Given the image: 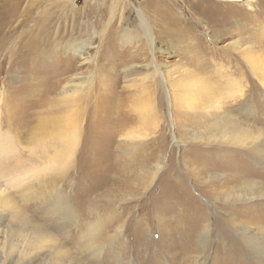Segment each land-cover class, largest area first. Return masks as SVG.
I'll return each mask as SVG.
<instances>
[{
    "label": "rangeland",
    "instance_id": "374dc122",
    "mask_svg": "<svg viewBox=\"0 0 264 264\" xmlns=\"http://www.w3.org/2000/svg\"><path fill=\"white\" fill-rule=\"evenodd\" d=\"M170 1L47 0L46 9L65 33L58 32L53 51L46 53L51 54L46 58L50 62L44 60V66L55 62V54L69 55L70 43L76 39L92 38L94 46L88 50L93 55L98 50L101 60L97 58L96 64L77 61L78 68L64 77L73 78V84L83 83L85 93L108 75L117 84L113 93L124 90L149 98L152 106L145 115L151 114L152 119L143 121L147 129L140 136L147 139L151 134L156 140L153 145L133 146L107 136L105 140L113 141V157L58 161L53 155L39 157L31 143L19 138L24 155L0 157V188L11 191L9 203L0 205V264H263L258 261L263 254L255 252L229 220L238 216L251 225L252 233L264 236V199L254 200L247 208L235 199L245 189L239 178L222 183L224 179L214 175L227 161H236L233 165L239 174L264 183V166L255 164L248 151L243 154L202 141L201 137L215 132L222 117H201L191 111L185 115L178 104L182 85L176 80L185 78L190 69L204 73L216 90H222V78L224 82L240 79L239 89H246L256 104L253 117L259 125L264 122L263 86L242 53L246 47L254 49L264 62V0L219 4L220 23L208 27L196 25L184 10L181 22L190 32L157 19L162 13L169 15L166 19L175 16L169 13ZM171 2L179 5L180 0ZM142 16L153 26L156 45L163 51L152 52ZM107 29L111 49L102 36ZM233 44L241 47L231 48ZM2 50L0 88L9 93V105L35 93L36 86H30L34 79L27 76L30 70L46 74L39 66L35 69L33 60L12 62L9 47ZM160 64L159 69L171 71L166 89L156 67ZM181 68L183 73L178 71ZM39 75L36 82L54 81ZM166 90L173 101H168ZM138 151H144L146 158L133 157ZM223 158L226 163L219 164ZM235 208L242 209L240 214ZM209 222V238L200 249L198 237Z\"/></svg>",
    "mask_w": 264,
    "mask_h": 264
},
{
    "label": "bare ground",
    "instance_id": "6f19581e",
    "mask_svg": "<svg viewBox=\"0 0 264 264\" xmlns=\"http://www.w3.org/2000/svg\"><path fill=\"white\" fill-rule=\"evenodd\" d=\"M171 1L168 4V10L169 13L172 12L175 16H170L171 19H166L169 15L162 13L157 19L162 20L163 24H166V22L172 24L173 28L180 26L183 32H190V27L183 25L181 22L183 18L181 14L182 16L185 14L184 10L189 12V17L196 25L198 23L199 26L205 27L206 25L208 27L211 24H217L218 21L220 23V18H217L219 4L243 3L245 0H198L199 2L195 0H180L179 5L177 2L172 3ZM46 2L47 0H0V15H3V17L1 16L2 18L0 17V52L2 49L9 47L8 51H11L10 59L12 62L25 60L26 63V61L33 60L37 64L35 69L39 66L38 68L44 70L46 74L39 75L38 72L41 73L39 69L34 73L29 68L30 71L27 76L34 79L30 86L32 88L36 86L35 93L23 99L11 100L9 105H6L9 93L6 89L0 88V157L23 156L24 151L19 148L22 143L19 139L21 137L23 141L34 146L33 149L39 153V157L45 158L53 155L58 158V161L77 160L79 157L88 159L111 158L114 156L110 148L113 142L112 139L125 145L134 146L140 143L153 145L156 140L154 136L150 134L147 139H143L140 136L147 129V126H143V121H151L152 119L151 114L145 115V112L152 106L149 103V98L147 100L144 97L146 101L140 94L133 93L128 95L124 90L118 94L113 93L114 90L116 91L117 84L112 79L110 80L108 75H105L104 79L96 81V84L92 85L85 93L83 83L73 84V78L67 81L69 77H64L68 72L78 68L77 61L82 63L93 61L96 64V62L98 63L101 60L99 54L97 55L98 50L94 55L90 54L88 50V48L94 46L92 38L76 39V41L70 43V46L69 44L67 45L70 47L69 55L65 53L66 57H60L61 53L55 54V62L52 65L49 63L44 66V60L51 56V54L46 53L53 51L51 46L54 44L58 32L65 33V30H62L63 25L58 27L57 20L53 19L49 12L50 10L46 9ZM202 3L207 6H203ZM193 4L195 6L198 4L199 8L196 7L195 10ZM156 10L158 13L160 12L159 7ZM225 16L227 18V15ZM75 17L77 16L74 14L73 18ZM115 17L114 14L112 21H114ZM178 22H181V24L179 25ZM142 23L152 52L157 50V48L159 51H163L162 46L158 47L156 45L155 33L152 30L153 26L150 25L144 16H142ZM109 30L107 29L102 36L105 37V43H109L107 48L111 49L112 45L109 40L112 35L109 36ZM73 31L71 30V32ZM230 46L235 49L241 47L234 44ZM244 50L242 53L245 62L250 66L255 79L263 86L264 92V62L260 61L259 57L261 55L254 54L252 52L254 49L249 47ZM97 58L99 59L98 61ZM64 65L67 66L64 67ZM156 67L166 89V86H169V74L171 71L169 69H159L161 64L160 66L156 65ZM48 69H51L49 73ZM178 71L182 72V68ZM229 73L231 74V71ZM37 74L41 77L45 76L46 79H54V81L48 85L44 84L43 81V83L39 82L40 80L36 82L35 76ZM202 74L199 71L196 72V70L190 69L185 78L181 76L176 80L179 86L182 85L183 90L179 95L180 102L178 103L177 101V103L181 104L185 115H188L189 111H191L201 117H222V120H218L215 124V132L201 137V140L207 143H216L222 148L228 146L227 149H238L243 154L248 151L247 154H250L248 157L255 164L264 166V122L262 120L259 125L253 117L256 104L248 98L250 95H248L246 89H239V86H241L240 79L233 78V81L225 79L227 82H224V78L220 79L221 77L218 76L217 78L220 79L219 83L221 84L220 89L222 90H216V86L212 84L213 82L205 80ZM215 80L217 81V79ZM248 84H251V82L248 81ZM248 84L244 83L243 87L246 88ZM224 90L227 91L223 92ZM123 92L126 94L124 95ZM165 93H167L168 101H173L174 98L171 93L168 90ZM227 93L232 95H227ZM261 96L264 97L262 92ZM250 120H253L256 126ZM14 131L17 132L15 133ZM107 136L112 137V139L105 140L104 138ZM36 147H39V149ZM31 149L27 148V150ZM133 157L146 158V154L144 151H138ZM225 163L226 160L224 158L219 161V164L224 165ZM234 163L236 165V161L232 163L227 161L226 167L223 169L218 167L219 171L215 173L214 177L216 179H224L222 183L226 181L235 182L237 179L234 177L239 178V181H241L239 185L245 187V189L244 193L238 195L235 199H239L238 202L246 203L248 205L247 208H249L253 206L254 200L264 199V183L239 174L233 165ZM10 196L11 191L9 189L0 188V205H7L10 201ZM235 209H238L236 213L240 214L239 210L241 208ZM229 221L242 231L248 244L254 246L255 252L263 254V258L259 257L258 261L264 264V236L258 237L256 233H252L251 225L245 224L238 216L234 215ZM209 228L210 222L199 234L200 249L205 248L210 234ZM32 260L31 258L30 262ZM6 262L1 264H7L8 262Z\"/></svg>",
    "mask_w": 264,
    "mask_h": 264
}]
</instances>
